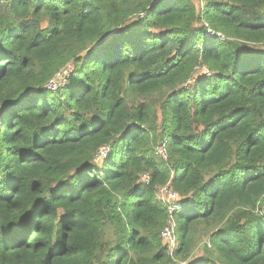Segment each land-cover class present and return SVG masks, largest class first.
Instances as JSON below:
<instances>
[{
    "label": "trees",
    "instance_id": "16d2710c",
    "mask_svg": "<svg viewBox=\"0 0 264 264\" xmlns=\"http://www.w3.org/2000/svg\"><path fill=\"white\" fill-rule=\"evenodd\" d=\"M202 1L0 0V264H264V0Z\"/></svg>",
    "mask_w": 264,
    "mask_h": 264
},
{
    "label": "rangeland",
    "instance_id": "374dc122",
    "mask_svg": "<svg viewBox=\"0 0 264 264\" xmlns=\"http://www.w3.org/2000/svg\"><path fill=\"white\" fill-rule=\"evenodd\" d=\"M193 3L196 5V8L198 10H201L202 9V6L204 5V2L202 0H192ZM203 24V23H202ZM204 24L206 25L204 28L206 29L207 28V23L204 22ZM197 26H201V24L197 25ZM208 31H209V28H207ZM207 31V30H206ZM205 31V32H206ZM208 34V32H206ZM219 38H222L224 37L223 33H220L219 35ZM72 70V65L69 64V66H67L66 68H62L60 69V72H58L56 74V76L50 80V82L47 84V88L50 89V90H53V89H57L58 87H61L64 85L65 83V80H66V77L68 76V72H70ZM201 74H205V75H210V72L206 69L205 66H202L200 69H197V73L196 75H201ZM160 118H158V123L160 122L159 121ZM134 125V124H133ZM132 125V126H133ZM107 150L102 148L100 151H99V154L95 156V162L96 164H100L104 155L103 153H106ZM142 174L140 175V178L139 180L141 181L142 180ZM164 187L160 186L157 188L156 190V197L162 202L164 203L165 205H168V207H171L172 204H168V203H173L177 197H171L170 196V192L171 194L173 193L171 191V189H167L166 191L163 190ZM179 195H178V199H179ZM201 249L202 247L200 246L198 248V250H196L192 256L190 257L191 260H195L201 253ZM174 264H184V263H181L179 262L177 259L175 261Z\"/></svg>",
    "mask_w": 264,
    "mask_h": 264
},
{
    "label": "built area",
    "instance_id": "2783aa9c",
    "mask_svg": "<svg viewBox=\"0 0 264 264\" xmlns=\"http://www.w3.org/2000/svg\"><path fill=\"white\" fill-rule=\"evenodd\" d=\"M204 26H206V25L204 24ZM206 30H207L206 32H208V34L210 36L215 35V37H219L218 35L220 33H215L213 31H211L210 29L208 31L207 28H206ZM67 74H69V72ZM166 144H167V141L164 140V141L160 142L156 146V154L162 160L167 159V156H168ZM141 177H142V180L143 181H145V182H148L149 181V176H148L147 173H143ZM162 187H164L163 188L164 191H166L167 189H171L168 186V184H166V185H164ZM171 191L173 193L171 194V192H170V196L171 197H174V198L177 197V199L173 203H168V204H172L173 205L178 200V194H177V192L173 191L172 189H171ZM167 224L168 225L164 229H162L161 236H162L163 240H165L168 243V247L172 251L176 247V245H177V233H176V227H177V225H176L175 221L173 220V218H171V217L168 220Z\"/></svg>",
    "mask_w": 264,
    "mask_h": 264
}]
</instances>
